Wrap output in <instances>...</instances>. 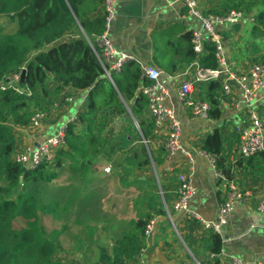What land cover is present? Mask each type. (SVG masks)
Returning a JSON list of instances; mask_svg holds the SVG:
<instances>
[{
    "label": "trees",
    "instance_id": "trees-1",
    "mask_svg": "<svg viewBox=\"0 0 264 264\" xmlns=\"http://www.w3.org/2000/svg\"><path fill=\"white\" fill-rule=\"evenodd\" d=\"M103 2L0 0V16L16 22L12 33L5 34L0 29V85L8 76L26 68L22 93L11 88L0 89V264H66L56 257L59 233H48L43 217L49 215L58 219V208L67 212L77 195L79 200L75 207L82 212L93 197L90 185L101 159L130 167L135 175L153 165L159 169L165 163L164 147L154 150L143 142L152 136L154 126L145 117L147 98L139 91L143 82L141 67L134 62L125 63L119 73L112 72V83L100 60L101 49L90 44L105 29L104 16L96 14L103 8ZM232 9L254 10L256 15L250 35L264 37V0H218L204 14L223 15ZM191 34L187 63L195 58ZM208 47L210 53L203 63L207 67H216L214 46ZM254 51L260 53L258 48ZM262 59L264 55L256 57L255 61ZM143 84L149 82L145 80ZM69 90H90L91 93L77 121L67 124L66 146L57 151L53 163L24 171V167L13 160L18 143L15 128L30 126L37 111L51 115L55 101L62 95H70ZM221 90V83L214 81L206 89L211 104L209 118L214 120L221 116L218 107ZM127 107L139 122L140 131L127 125L121 133L104 137L102 124L95 121L97 115L103 110L125 115ZM229 136L217 128L203 145L204 151L214 158L216 169L226 179L232 178L228 162ZM118 154L123 155L119 163ZM256 157L264 161V151L249 159L252 161ZM261 169L264 174V167ZM63 173L68 175L65 178L67 185L63 188L70 191V199L64 203L54 201L48 190ZM73 178L74 182H70ZM139 178L128 180L126 185H139ZM160 188L167 203L166 189ZM158 192L159 187L149 184L140 202L146 208L145 216L128 221L127 230L115 241L110 252L106 247H99L98 260L94 264H127L134 260L145 246V229L151 219L156 215L166 216ZM63 204L66 206L62 207ZM19 220L20 224L17 223ZM167 224L170 227V223ZM188 247L199 261L202 253L207 252L200 264H222L219 258L222 235L208 233L198 245L189 244Z\"/></svg>",
    "mask_w": 264,
    "mask_h": 264
},
{
    "label": "crops",
    "instance_id": "crops-1",
    "mask_svg": "<svg viewBox=\"0 0 264 264\" xmlns=\"http://www.w3.org/2000/svg\"><path fill=\"white\" fill-rule=\"evenodd\" d=\"M198 1L204 13L207 8L215 6L218 2L209 5L202 3L201 0ZM115 3L116 17L108 33L112 45L118 51L134 56V59L129 62L137 63L141 67L143 82L146 80L151 83L143 76L144 67H156L162 71L161 80L169 90V96L164 104L173 109L181 119L182 139L192 156L190 162L180 152L171 159H167L165 154V163L158 169L166 184L167 203L159 186L166 216L168 218L166 210L168 208L177 226V231L174 232L178 234L179 241L169 229L167 223L171 224L170 219L154 216L151 219L154 221L153 233L147 240V244L145 243L148 263L192 264L190 258L200 262L207 254L203 252L199 261L193 256L188 245H198L210 232L202 228L197 218L172 210L177 197L174 192L178 184L177 176L181 172L189 175L197 188L196 195L189 202L190 211L204 221L215 219L220 204L227 199L231 185H235L245 195L243 201H235L234 210L224 226L223 247L219 255L222 264H232L233 259H239L246 264L254 260L264 262V213L257 210L258 203L264 199V174L261 169L264 167V161L260 157L251 161L242 158L239 154L240 138L238 137L240 132L250 124L251 110V107L244 102L242 90L233 83L229 95H225L223 90L220 91L218 107L221 109V116L219 119L193 116L189 108L184 107L178 99L177 90L180 86L178 75L193 63V61L187 63L189 58L187 48L190 33L193 30L202 29L201 21L189 14L178 0H115ZM96 14L104 15V9L101 8ZM251 28L252 26H241L239 31H235L227 25L218 30L227 49L228 62L240 75L246 73L255 63L253 60L255 51L250 48V43L245 41L249 30L251 33ZM260 37L251 36L250 38L252 40L257 38L255 39L257 41ZM209 83L195 84L193 97L209 101L206 94ZM68 92L70 95H62L55 101L52 114L41 127L15 128L17 149L36 145L48 138L58 126L77 121L78 115L88 101L90 90L80 92L69 90ZM66 97L72 100L67 101ZM145 108V117L149 120L147 105ZM252 109L259 113L264 122V89L258 92ZM127 110L136 127V122L138 124L139 122L129 107ZM107 111L114 116V121H117L116 133H121L124 124L129 123L128 115ZM217 128L230 135L228 162L231 165L232 178L227 181L216 178L215 168L209 157L211 155L203 149L206 138ZM166 136L167 130L157 131L153 128L152 136L148 141L143 140V142L154 150L165 148ZM96 175L105 176L102 172ZM127 264H133V260Z\"/></svg>",
    "mask_w": 264,
    "mask_h": 264
},
{
    "label": "built area",
    "instance_id": "built-area-1",
    "mask_svg": "<svg viewBox=\"0 0 264 264\" xmlns=\"http://www.w3.org/2000/svg\"><path fill=\"white\" fill-rule=\"evenodd\" d=\"M189 14L197 17L202 24L201 30H193L191 35L192 50L195 58L190 67L185 69L178 75L180 78V86L177 90V96L180 103L189 108L192 115L195 117L208 118L211 110L209 101L196 99L193 97V87L195 84L204 82H219L222 85L225 95H229L232 90V84L235 83L242 90L244 102L251 107L249 118V126L240 132L239 154L244 159H249L255 154L264 151V122L259 113L252 109L258 96V92L264 89V64L254 63L244 74H237L231 67L227 58V49L223 44L222 37L218 32L219 29L225 26L232 27L234 24L240 23L241 26H253L255 21L254 10H236L232 9L223 15L204 14L201 10L198 0H178ZM105 29L102 34L98 35L94 43L90 42L92 47L101 49L100 60L105 68V74L108 79L114 83L112 72L119 73L123 65L134 59V56L118 51L111 43L108 33L112 22L116 17L115 0H104L103 2ZM214 46V57L216 59V67H207L203 63V59L210 53V45ZM105 64L107 67H105ZM26 68L23 67L19 72H15L8 76L0 85L1 90L6 88L14 89L22 93L21 75ZM143 76L151 83L140 86L139 91L147 98V109L149 121L153 124L157 131L167 130L165 138V149L167 159H171L177 152H180L190 162L192 156L186 149L183 139V125L181 119L176 112L168 108L164 102L169 96V90L161 80L162 71L156 67L146 66L143 69ZM67 97V101H71ZM49 114L45 112H35L31 119L30 126L37 129L49 119ZM136 127L140 130L139 124L136 122ZM66 129L67 124L58 126L53 133L45 140L36 145H28L24 148H16L13 153V160L20 163L27 170L36 169L43 164H51L55 161L56 153L59 149L66 146ZM211 163L215 168L216 178L227 181L226 176L216 169L215 160L209 156ZM107 172L110 168L105 169ZM178 184L174 189L177 197L172 210L179 214L190 215L197 218L200 225L206 232H213L223 235L224 226L227 224L229 216L234 210L236 200L243 201L245 195L238 190L235 185H231L227 199L222 202L218 208L216 217L212 221H204L193 214L189 208L190 200L196 195L197 188L189 175L184 172L177 176ZM229 182V181H228ZM164 197V194H163ZM168 218L177 231V226L173 222L171 211L166 208ZM257 210L264 213V199L257 205ZM154 221H151L145 229V243L152 236ZM146 247L144 246L135 256L133 264H149L146 256ZM214 255H211L213 258ZM116 264V263H111ZM200 264V263H199ZM232 264H246L239 259H233ZM250 264H264L260 260H254Z\"/></svg>",
    "mask_w": 264,
    "mask_h": 264
},
{
    "label": "rangeland",
    "instance_id": "rangeland-1",
    "mask_svg": "<svg viewBox=\"0 0 264 264\" xmlns=\"http://www.w3.org/2000/svg\"><path fill=\"white\" fill-rule=\"evenodd\" d=\"M202 3L211 5L218 0H201ZM214 7V6H213ZM16 22H12L10 17L0 16V29L3 33H12L15 31ZM250 29V28H249ZM250 31V30H249ZM248 31L245 41L250 43V48L259 49L260 53H253L255 57L264 55V38L260 37L257 41L250 38ZM255 41V42H254ZM252 52V51H251ZM262 52V53H261ZM255 63L264 64V59ZM67 99V97H66ZM127 119L129 123L124 124L134 126L132 117L127 110ZM95 121L102 124V135L110 138L111 135H117V121L114 116L107 111H101ZM123 158L122 154L116 156L117 163ZM110 168L107 172L105 169ZM94 182L90 185L92 199L85 205V209L81 212L75 207L79 197L73 200V206L67 207L68 211L63 212V208H58V219L46 215L43 217L44 227L47 232L57 231V239L59 241V249L57 251V259L66 264H94L98 260L99 247H106L108 252L112 250L115 241L122 237L128 228V221L137 220L145 216L146 208L144 204H140L145 196V190L149 184L154 183L157 187L162 186L166 189V184L162 179L159 170L153 165L137 173L130 171V167H123L109 163L103 159L97 165ZM102 172L105 176L99 177L96 174ZM66 174H62L59 179L51 183L48 190L54 201L70 199V191L64 190ZM140 177L139 185L127 186L128 180H134ZM73 178L70 182H74ZM76 183V181H75ZM160 193V189L159 192ZM74 197L73 195L71 198ZM64 203V202H63ZM66 205H62L65 207ZM167 218V216H165ZM168 219V218H167ZM166 219V221H168ZM18 224L21 223L19 220ZM65 227V228H64ZM176 239L179 236L172 225L169 228ZM192 264H199L196 260L190 258Z\"/></svg>",
    "mask_w": 264,
    "mask_h": 264
},
{
    "label": "water",
    "instance_id": "water-1",
    "mask_svg": "<svg viewBox=\"0 0 264 264\" xmlns=\"http://www.w3.org/2000/svg\"><path fill=\"white\" fill-rule=\"evenodd\" d=\"M232 28H233L235 31H239V30L241 29V24H240V23L234 24V25L232 26ZM25 74H26V71L24 70V71L22 72V75H21V84H22V85H23L24 82H25ZM90 93H91V91H90ZM26 170H27V168L24 167V171H26Z\"/></svg>",
    "mask_w": 264,
    "mask_h": 264
}]
</instances>
